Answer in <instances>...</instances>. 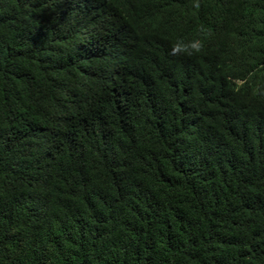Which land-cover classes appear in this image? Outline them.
<instances>
[{
    "label": "trees",
    "instance_id": "1",
    "mask_svg": "<svg viewBox=\"0 0 264 264\" xmlns=\"http://www.w3.org/2000/svg\"><path fill=\"white\" fill-rule=\"evenodd\" d=\"M0 264H264V0H0Z\"/></svg>",
    "mask_w": 264,
    "mask_h": 264
},
{
    "label": "clouds",
    "instance_id": "2",
    "mask_svg": "<svg viewBox=\"0 0 264 264\" xmlns=\"http://www.w3.org/2000/svg\"><path fill=\"white\" fill-rule=\"evenodd\" d=\"M247 54L242 52L239 47L237 48L236 45L234 46H229L223 49H220V51L217 49L216 55H214L213 58L219 59V60H224L226 63L232 64V63H240V60L242 61L244 58H247ZM237 74V72L235 73ZM228 80L231 83H234L235 85H240L244 83V80L242 79H237L236 76L230 75L228 77Z\"/></svg>",
    "mask_w": 264,
    "mask_h": 264
}]
</instances>
